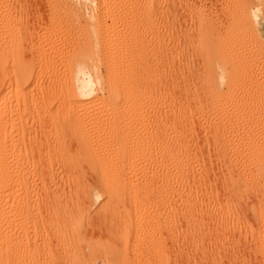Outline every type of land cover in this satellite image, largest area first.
I'll use <instances>...</instances> for the list:
<instances>
[{
	"label": "rangeland",
	"instance_id": "obj_1",
	"mask_svg": "<svg viewBox=\"0 0 264 264\" xmlns=\"http://www.w3.org/2000/svg\"><path fill=\"white\" fill-rule=\"evenodd\" d=\"M152 1L110 0L104 5L106 7L99 10L96 7L93 10L86 0H0V28L3 30L5 42L13 46L19 42L20 45L23 44L25 58L39 59L41 56H51V59H61L71 55L79 46L90 48L88 26L92 20L99 19L121 32L120 36L117 33L111 36L107 50L118 45V53L128 50L131 56H134L132 59L137 61L167 60V66H161V70L169 78L166 82L169 83L165 85L168 92H165V95L169 96L165 106L171 110L183 106L189 124L186 145L191 149V156H183V163L193 167L198 185H211L213 190L220 191V194L223 192L222 180L216 176L218 173V176L221 175L218 168L220 165L210 144L205 141L204 126L233 120L254 119L264 122V34H261L258 41H250L244 36L237 44L239 57H247L246 67L249 72L245 75L226 79L218 73H209V55L213 46L221 39V19L228 10L256 0ZM199 9H202L203 49L196 51L197 19L193 17L196 16L194 12ZM262 18L263 21H260L256 15H251L254 30L259 33L264 23V13ZM220 112L224 114V118H219ZM21 123L17 122L14 135L20 132L22 125L24 130L31 134H36L39 130L38 121L31 116L25 118V121L23 119ZM33 136L35 139V135ZM261 137L260 135L259 138ZM15 139L17 141V138ZM36 139L44 142L43 137ZM36 139L34 141H37ZM173 144L179 146L183 141H174ZM17 146L21 148L23 143L19 142ZM73 148L75 152L77 149ZM159 148L158 145V150ZM35 149V154L32 152L29 156H14L16 159L13 157L15 161L12 160V164L19 162V165L16 164L19 168L13 165L15 172L17 171L14 173L16 176L13 184L10 188L4 187L6 191L0 188V200L4 201H0V212H4L0 213V233L3 234H0V240L6 235L13 239L9 237V243L12 241V244L4 249L0 246V257L3 259L0 264H264L263 256L255 252L252 242L246 240L245 236L231 232L229 239L223 240L221 235L216 233L218 231L213 232L211 236L206 232L205 225L198 226L200 223L188 219L191 215L204 211L203 197L200 193L189 197L190 191L185 189L180 178H173L166 173V169L171 168L172 161L160 162L159 169L149 171L146 169L148 162L141 159L142 161L134 163L132 173L118 176L110 173L111 177L109 173L97 172L90 168L89 162L79 157V152L71 157L70 162L74 165L82 164V170L74 168L73 172V167L71 169L66 165L69 160L61 156H40L39 151ZM139 156L159 154L155 151L151 155L146 151ZM163 163L166 166L164 170L161 169ZM48 169L51 170L47 173ZM207 172L211 176L207 175ZM112 189L119 190L116 192ZM95 193L101 197H97ZM248 202L249 206H254L258 212L264 211L260 205H253L252 200ZM234 208L237 209L227 212L230 216L227 218L235 220L240 213L243 217L241 225L244 228L248 227L245 225L258 228L250 210L237 205L232 209ZM129 250L134 255L128 263L125 258ZM116 258L119 263H116ZM120 259H123L122 263Z\"/></svg>",
	"mask_w": 264,
	"mask_h": 264
},
{
	"label": "bare ground",
	"instance_id": "obj_2",
	"mask_svg": "<svg viewBox=\"0 0 264 264\" xmlns=\"http://www.w3.org/2000/svg\"><path fill=\"white\" fill-rule=\"evenodd\" d=\"M108 1L110 0H86V2L92 5L93 10H95L96 7L98 10L99 8L101 9V7H106L104 5H106ZM201 13L202 9L201 11L199 9L194 12L196 16L193 14V18L195 19L196 17L197 19L195 22L198 38V40L195 41L196 51H201V49H203V21ZM263 13L264 0L252 1L245 6L239 5L228 10L221 19V39L219 43L213 46L209 55V66L207 68L209 73H218L222 78L234 79L237 76L245 75L249 72V69L246 67L248 63L247 57H239L237 53V44L244 36L245 39L249 38L250 41L259 40L261 34H264V23L260 33L254 30V25L251 22V15L254 14L261 19L260 21H263ZM135 26L137 25L135 24ZM88 28L90 34H87L91 36H89V40L91 41L89 42L90 48L85 49V47L83 48L81 46L80 48L79 46L71 55H67L63 58H61V56V59H51V56L50 58L41 56L39 59L36 57H30V59L25 58V55H23V44L20 45L18 41L19 43L17 44L15 42L16 45L13 46V44L5 42L6 39H3V30L0 28L1 190L6 191L5 189L13 184V180L15 179L14 177L16 175L14 176V173L16 174L17 171L15 172L16 169H14L15 167H13V165L16 166L17 163L19 165V162L12 164V160L15 161L13 157L29 156L30 153H34V148L37 149V152L39 151L38 153H40V156H61L65 158V160H69V162L66 161L69 163L66 165L71 169L73 167V172L74 168L76 170H82V164L78 165L79 163H76V165H74L72 161L70 162L72 159L71 157L74 156L76 152H79V157L86 159V161L89 162V167L94 171H102L103 173L106 172L113 175L116 174L114 176L132 173L134 171V163L141 159H145V161L148 162L146 169L149 171H153L155 168L159 169L160 162L170 160L172 161L170 163L172 166L166 169L167 172H164L170 174L173 178H180L185 189L190 191L189 197H194L198 193L202 194L203 197L204 211L199 214H193L188 219L200 223L198 226L202 224L204 227L205 225L206 232L211 236L213 232L218 231L216 233L220 234L223 240L229 239L228 237H230L231 232L245 236L247 238L246 240L252 242V247L255 252L257 254L260 253L263 256L262 258H264V211L258 212L254 206H249L250 203L248 202V200H252L253 205L258 204L261 206V209H264V122L261 123L252 119L205 124L203 134L206 138L205 141L210 144L209 146H211L213 150L210 149L214 152L215 158L220 165L218 168L220 169L219 172L221 175L218 176V173L216 176L219 180H222V182H220L223 185V192L219 194L220 191H214L211 185L209 186L206 184L204 187L198 185L193 167L188 163H183L182 159L183 156H191V149L186 145L188 142L186 132L189 124L183 106L178 107L176 110H171L165 106V103L169 99V96L165 95V92H167L165 85L169 83H166L169 78L165 76L163 73L164 71L161 70V66L163 68L167 66L166 58L164 59L166 63L164 61L146 59H138L137 61L132 59L134 56L132 55V57L128 50V52L124 51L126 53H118L120 47H118V45H114L107 50V44L111 36L115 33L119 35L121 32H117L111 25H106L99 19L92 20ZM143 53L144 51L142 54ZM151 100L156 105H151ZM219 114V118H224L222 112ZM28 116L38 121V132L36 131V134H31L26 129L24 130L22 125V131L20 130L18 134H15L16 137L14 133L17 131L15 130L17 129V122L21 123L23 119L25 121V118ZM33 135H35L36 138L39 136L43 137L44 142L40 139V143L36 138L37 141H34ZM260 135L262 136L261 138H259ZM185 136L186 138L184 139ZM15 138H17V141L20 140L19 142H21V144L23 143L21 148L17 146L19 142L17 143ZM174 141H183V144L176 146L173 144ZM74 145H76L74 147L75 150L77 149L75 152L72 150ZM158 145L160 146L159 150ZM206 145L208 146L207 143ZM146 151L151 155H153L155 151L156 153L158 151L159 156H139ZM16 157L14 158L16 159ZM164 164L165 163L161 164L162 170L166 168ZM18 165L16 167H18ZM161 169L160 171H162ZM49 170L51 169L46 170V172L48 173ZM207 175H209L208 172ZM115 182L116 181H114V185ZM14 185L16 184L14 183ZM4 187L6 188L4 189ZM113 190L114 189H112V191ZM118 190L115 189L114 191L117 192ZM120 194H122V192ZM97 197L101 196L97 195ZM7 201L8 200H6V202ZM236 205L238 207L242 206V208L245 207L247 210L251 211V217L253 216L258 224L257 229L249 225H245L248 227L244 228L241 225L243 223V217L240 213L237 214L235 218L236 221L227 218L230 217L227 212L230 209L232 211L236 210L237 208L232 209ZM246 209H243V211L247 212ZM3 213L4 212L1 214ZM188 226L191 227L190 225ZM195 226L197 227V225ZM1 235L3 236V234ZM192 235L195 236L194 234ZM193 236L188 237L192 239ZM9 237L8 235L3 238L1 237V249L10 245L12 241L9 243L11 238ZM130 237H132V235H130ZM134 241L136 242V239ZM196 242L197 241H195V243ZM225 242H227V240H225ZM133 255L134 254L129 250L125 258L128 263L132 261ZM1 260L3 261L0 257V262H2ZM117 262L118 260L116 263Z\"/></svg>",
	"mask_w": 264,
	"mask_h": 264
}]
</instances>
